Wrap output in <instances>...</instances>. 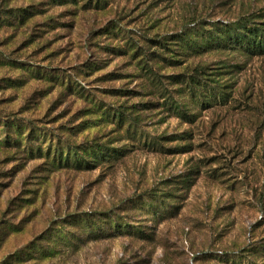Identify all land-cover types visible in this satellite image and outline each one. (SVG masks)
<instances>
[{"label":"rangeland","instance_id":"obj_1","mask_svg":"<svg viewBox=\"0 0 264 264\" xmlns=\"http://www.w3.org/2000/svg\"><path fill=\"white\" fill-rule=\"evenodd\" d=\"M263 8L0 0V264H264V54L149 41Z\"/></svg>","mask_w":264,"mask_h":264},{"label":"trees","instance_id":"obj_2","mask_svg":"<svg viewBox=\"0 0 264 264\" xmlns=\"http://www.w3.org/2000/svg\"><path fill=\"white\" fill-rule=\"evenodd\" d=\"M56 4H65L69 2L76 3L78 0H53ZM25 10L24 15L16 12V17L26 19L32 14ZM243 21L229 23L219 26V22L200 21L197 25L186 28L184 31L175 33L159 40H149L152 46L157 44L164 47L171 53H175V49H179L184 53L185 57L201 55L211 50H246L252 55L264 54V8L258 13L250 16L247 15ZM250 16V17H249ZM262 18L260 23L253 25L251 17ZM250 20V21H249ZM220 28V29H219ZM169 40V41H167ZM170 44V45H168ZM168 46H174L173 48ZM174 55H172L173 57ZM169 61L174 62L176 59L170 58ZM181 75L172 76L174 82H183L186 79ZM189 83H199L188 77Z\"/></svg>","mask_w":264,"mask_h":264}]
</instances>
